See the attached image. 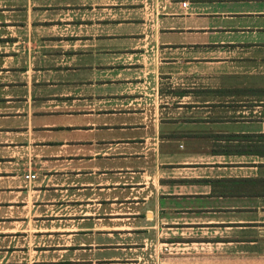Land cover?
<instances>
[{"label":"crops","instance_id":"obj_1","mask_svg":"<svg viewBox=\"0 0 264 264\" xmlns=\"http://www.w3.org/2000/svg\"><path fill=\"white\" fill-rule=\"evenodd\" d=\"M263 21L264 0H0V264H264V98L232 85L264 71L231 70L264 64Z\"/></svg>","mask_w":264,"mask_h":264},{"label":"rangeland","instance_id":"obj_2","mask_svg":"<svg viewBox=\"0 0 264 264\" xmlns=\"http://www.w3.org/2000/svg\"><path fill=\"white\" fill-rule=\"evenodd\" d=\"M261 23H264L261 22ZM257 37L255 38V40H257L258 42H263L264 41V33L262 32H258V35H256ZM252 58H255V57H252ZM231 70L233 71H250V72H258V71H264V64H258L256 63L255 61L252 62V61H245V62H242V61H239L237 62V60L234 59V62L231 64ZM233 83V87L235 88V92L237 94H235L234 92V99L233 101L236 102V101H239V100H242V101H252L254 99H260V98H264V92H246L245 90H247L250 86H256V84L260 81H264V79H256L255 77H252V78H238L236 79L234 77V79L232 80ZM236 88H242V89H245V90H242V91H238L236 90ZM255 88V87H253ZM217 97H220V95H218Z\"/></svg>","mask_w":264,"mask_h":264},{"label":"trees","instance_id":"obj_3","mask_svg":"<svg viewBox=\"0 0 264 264\" xmlns=\"http://www.w3.org/2000/svg\"><path fill=\"white\" fill-rule=\"evenodd\" d=\"M239 91V89H237ZM241 91V90H240ZM251 91H255V90H251Z\"/></svg>","mask_w":264,"mask_h":264}]
</instances>
